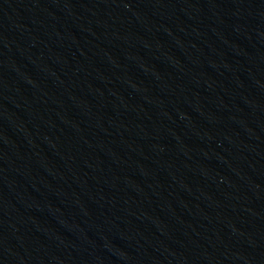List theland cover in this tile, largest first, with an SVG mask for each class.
I'll return each mask as SVG.
<instances>
[{
    "label": "water",
    "instance_id": "95a60500",
    "mask_svg": "<svg viewBox=\"0 0 264 264\" xmlns=\"http://www.w3.org/2000/svg\"><path fill=\"white\" fill-rule=\"evenodd\" d=\"M0 73L60 264H264V0H0Z\"/></svg>",
    "mask_w": 264,
    "mask_h": 264
}]
</instances>
